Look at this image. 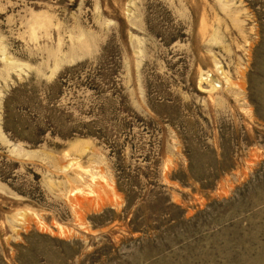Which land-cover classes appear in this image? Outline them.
<instances>
[{"label": "rangeland", "instance_id": "rangeland-1", "mask_svg": "<svg viewBox=\"0 0 264 264\" xmlns=\"http://www.w3.org/2000/svg\"><path fill=\"white\" fill-rule=\"evenodd\" d=\"M0 264H264V0H0Z\"/></svg>", "mask_w": 264, "mask_h": 264}]
</instances>
